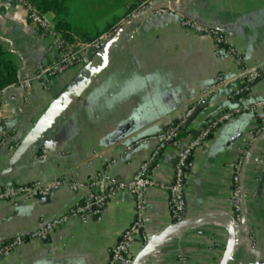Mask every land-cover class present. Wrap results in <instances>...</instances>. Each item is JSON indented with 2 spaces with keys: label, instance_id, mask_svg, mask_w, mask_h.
<instances>
[{
  "label": "crops",
  "instance_id": "obj_1",
  "mask_svg": "<svg viewBox=\"0 0 264 264\" xmlns=\"http://www.w3.org/2000/svg\"><path fill=\"white\" fill-rule=\"evenodd\" d=\"M147 1L70 0L71 41L96 40ZM168 3L175 13L140 16L105 47L90 56L86 53L82 64L54 80L64 84L59 92L40 83L29 91L4 89L0 102L13 96L17 101L0 121V142L3 134L12 135L0 146V173L8 169L14 153H9L11 142L21 143L54 104L65 101L69 105L14 170L0 178V190L59 175L86 184L105 169L112 180H132L156 148L153 138L180 122L185 109L206 88L240 72L231 58L215 54L212 40L183 27L182 18L222 33L246 67L264 62V0H152L150 8H166ZM47 15L54 21L53 13ZM0 39L5 41L20 80L56 61L53 38L42 39L19 5L0 2ZM231 91L226 87L214 93L207 107L183 129L180 144L166 147L153 173L157 183L171 184L184 145L210 121L237 107ZM244 97L247 103L264 100V77L250 85ZM257 127L249 114L220 126L194 153L187 178V218L212 211L232 215L230 167L244 156L243 222L228 264H264V131L254 135ZM134 138L150 141L128 151ZM87 195L86 188L63 187L17 207L0 204V242L35 231L42 221L54 220L82 204ZM146 201V233L152 239L172 225L168 193L151 187ZM134 213V197L120 192L100 216L86 223L71 218L47 241H30L0 264H108L109 250L131 225ZM229 236L225 223L204 221L167 241L144 264H220ZM142 249L135 242L132 255L136 257Z\"/></svg>",
  "mask_w": 264,
  "mask_h": 264
},
{
  "label": "built area",
  "instance_id": "obj_2",
  "mask_svg": "<svg viewBox=\"0 0 264 264\" xmlns=\"http://www.w3.org/2000/svg\"><path fill=\"white\" fill-rule=\"evenodd\" d=\"M0 2L7 5L16 4L23 7L28 20L40 31V37L42 39L53 38V45L56 49L57 57L52 65L41 68L33 75L11 85L14 89L24 91L31 90L35 83H40L47 89L58 76L82 64L86 53L90 50L99 51L105 47L123 27L152 6V0L145 2L137 12L113 26V28L100 35L96 40L80 44L68 40L63 34L58 32L55 22L46 13L38 10L29 0H0ZM154 13L166 15L175 13V10L168 3L166 8H161ZM181 25L212 40L215 46V54L218 56L224 54L231 58L240 68L239 74L230 79H223L218 84L206 88L198 100L185 109L180 122L167 127L155 136L153 139L157 141L156 148L150 157L140 166L138 172L130 181L112 180L109 178L108 171L105 169L96 177L90 178L86 184L72 182L65 175H59L45 182L38 181L27 185H10L1 188L0 204L14 207L34 199L49 197L63 187H69L74 191L86 188L88 195L82 204H78L60 217L51 221H42L40 227L35 231L0 242V261L30 241L36 239L47 241L51 234L61 229L71 218H79L83 223H86L91 218L100 216L115 195L126 191L135 200L134 218L128 229L121 234L117 243L109 250L108 264H132L135 259L132 255V246L134 243L140 242L144 248L150 241L146 233V215L148 212V204L146 201L147 191L151 187H159L165 190L168 193V205L172 224L184 221L187 218L186 183L194 165V153L205 146L208 139L220 126L242 114H249L258 122V127L254 135H259L264 131V100L247 103L244 97L245 91L250 85L264 77V62L258 66L248 68L245 66L241 54L236 48L229 45L225 36L219 31L201 26L186 18L181 19ZM226 87L231 88L230 96L236 100L237 107L231 111H226L216 119L210 121L204 129L199 131L196 137L184 145L183 150L176 160L174 178L171 184L165 185L157 183L153 173L163 151L170 144H180L185 122L193 115L196 107L202 102L209 100L214 93ZM16 101L17 97L13 96L8 102H0V121L9 113V109ZM11 137L12 135L3 134L0 146L12 139ZM149 141V138H134L127 150L131 151L136 146L145 145ZM19 145L20 141L11 142L9 145V153L12 154L15 152ZM97 155L99 154L97 153ZM243 163L244 156H240L230 167L231 193L228 203L237 227H240L243 222ZM214 245L216 244L214 243ZM180 261H183L182 258Z\"/></svg>",
  "mask_w": 264,
  "mask_h": 264
},
{
  "label": "water",
  "instance_id": "obj_3",
  "mask_svg": "<svg viewBox=\"0 0 264 264\" xmlns=\"http://www.w3.org/2000/svg\"><path fill=\"white\" fill-rule=\"evenodd\" d=\"M159 9L149 8L148 10L142 12L137 16H145L150 13H154ZM134 21V20H133ZM131 23V22H130ZM94 50H90L87 55L90 56L94 53ZM59 92L61 88L64 87L62 82L52 81L49 86ZM52 94L55 95V90H52ZM208 101L203 102L200 107L193 113V115L185 122L183 127L184 130L194 121V119L199 115L202 109L207 107ZM69 103L65 101L58 102L54 104L50 110L45 114V116L39 121V123L32 129V131L21 141L20 145L13 153L12 157L9 160L8 169L0 173V178L5 175L11 173L14 170V166L18 163V161L23 157V155L36 143V141L40 138V136L46 132L53 123L57 120V118L63 113ZM198 135V134H197ZM118 135L115 136L117 138ZM208 220H216L225 223V226L229 230V239L226 245L225 251L223 253L220 264H228L233 250L238 241V231L242 227H237L234 218L232 215L221 212V211H212L201 216H197L194 218H186L184 221L172 224L169 226L164 232H162L159 236L150 239L148 244L142 249V251L135 257L132 264H144V262L150 257L159 247L165 244L167 241L172 240L175 236H177L180 232L185 229H188L196 224L202 223Z\"/></svg>",
  "mask_w": 264,
  "mask_h": 264
},
{
  "label": "trees",
  "instance_id": "obj_4",
  "mask_svg": "<svg viewBox=\"0 0 264 264\" xmlns=\"http://www.w3.org/2000/svg\"><path fill=\"white\" fill-rule=\"evenodd\" d=\"M43 13H53L55 18V26L58 32L64 35L65 38L71 40L70 33L72 32V24L69 20L70 0H29ZM20 81L18 69L6 50L5 41L0 39V94L7 87L16 84ZM122 134L117 140L123 137Z\"/></svg>",
  "mask_w": 264,
  "mask_h": 264
}]
</instances>
